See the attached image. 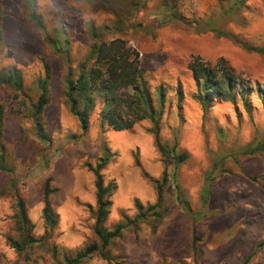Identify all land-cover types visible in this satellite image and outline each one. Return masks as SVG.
<instances>
[{"label":"rangeland","instance_id":"374dc122","mask_svg":"<svg viewBox=\"0 0 264 264\" xmlns=\"http://www.w3.org/2000/svg\"><path fill=\"white\" fill-rule=\"evenodd\" d=\"M35 1L46 33L32 20L28 0H0V74L17 68L24 79L18 93L0 85V264H66L65 254L98 242L95 176L87 164L97 167L101 159H108L106 186H115L109 230L124 216L138 215L137 200L157 201L154 181L165 171L168 212L156 234L150 222L129 227L106 249L110 262L96 254L84 264H243L249 257L248 264H264V247L258 248L264 240V152L248 148L264 143V0ZM94 30L107 41L127 42L140 54L150 90L164 88L166 156L149 120L133 130L102 127L99 101L84 134L71 114L64 100L67 57L74 66L82 62ZM43 59L52 78L39 134L34 105ZM192 65L234 81L236 104L226 92L204 100ZM181 155L186 158L179 164ZM49 178L57 218L49 244L59 256L37 246L27 261L8 242L17 237V202L25 201L36 236L46 235L43 187Z\"/></svg>","mask_w":264,"mask_h":264},{"label":"trees","instance_id":"16d2710c","mask_svg":"<svg viewBox=\"0 0 264 264\" xmlns=\"http://www.w3.org/2000/svg\"><path fill=\"white\" fill-rule=\"evenodd\" d=\"M31 3V18L44 33H46L42 17L37 11L35 0H28ZM93 32V42L90 52L86 58L77 66H74L71 59L67 57V72L64 76V100L72 115L80 121L82 132L87 133L91 116L97 108V103H103L100 109L99 121L101 126H107L114 131L133 130L141 121L149 120L152 123V132L156 137L159 150L164 156L167 154L166 146L161 141V122L166 105V94L164 88L155 89V93L150 90V85L146 79V71L141 66L140 54L135 49L128 47L127 42L122 39L107 41ZM0 31V38H1ZM44 75L38 83L41 95L34 105L36 116V127L39 134L42 131V124L39 116L43 113L46 106L50 103V81L52 78L51 66L43 59ZM191 71L198 85H202L201 96L204 100L208 99V94L213 92L216 98H219L222 92L227 93V100L236 104L234 93V81L217 80L212 71L200 70L192 65ZM203 80V82H202ZM0 85H5L13 92H21L24 88V79L17 68H13L0 74ZM258 91L261 87L257 85ZM253 90V89H251ZM242 96H245L244 91ZM264 101V98H263ZM205 110L206 103L203 104ZM3 120V111L0 108V124ZM248 148L254 151L264 152V143L260 146L250 144ZM186 156L181 155L177 158L178 163H182ZM108 164V159H101L97 167L87 164V168L95 176L96 204L95 224L93 231L98 238V242L88 244L85 248L76 254H65L66 264H84L94 255L99 254L104 260L110 262L106 249L116 239L121 238L129 227L137 228L140 223L150 222L152 224V233L156 234L162 226L163 219L168 212L165 204V186L168 183L167 171L164 172L162 180L154 181L157 189V201L154 204L144 205L139 200L135 205L138 215L134 219L124 216V222L118 225L114 230L106 227V222L110 215L112 206L111 196L115 191V186L110 184L106 186L102 171ZM2 170H5L2 167ZM52 178L45 181L43 187V219L46 228V235L38 238L35 234V226L28 217V210L24 200L17 202V213L15 231L17 237H10L8 242L16 251L19 257L30 259L29 252L42 246L48 253H53L56 260L59 251L56 245H50L49 232L54 230L57 225V218L54 214L51 197L54 193L51 183ZM197 235L194 233L193 251L197 250ZM264 247V240L258 248ZM253 256V255H252ZM247 258L243 264H248ZM196 262V261H195ZM61 264V262H59ZM196 264V263H195Z\"/></svg>","mask_w":264,"mask_h":264}]
</instances>
